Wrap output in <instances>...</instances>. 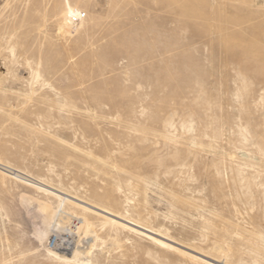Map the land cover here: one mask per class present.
Here are the masks:
<instances>
[{"label":"rangeland","instance_id":"1","mask_svg":"<svg viewBox=\"0 0 264 264\" xmlns=\"http://www.w3.org/2000/svg\"><path fill=\"white\" fill-rule=\"evenodd\" d=\"M0 264H264V0H0Z\"/></svg>","mask_w":264,"mask_h":264},{"label":"built area","instance_id":"2","mask_svg":"<svg viewBox=\"0 0 264 264\" xmlns=\"http://www.w3.org/2000/svg\"><path fill=\"white\" fill-rule=\"evenodd\" d=\"M85 17V13H73L71 14L70 16V21L72 23H78L82 18ZM65 237L63 238V236H59L58 234H53L52 235V238H51V241H50V244L51 245H54L53 247H56L57 249H61V248H64V249H69L71 248V245H72V242H73V235H71L70 233L69 234H66L64 235Z\"/></svg>","mask_w":264,"mask_h":264},{"label":"bare ground","instance_id":"3","mask_svg":"<svg viewBox=\"0 0 264 264\" xmlns=\"http://www.w3.org/2000/svg\"><path fill=\"white\" fill-rule=\"evenodd\" d=\"M187 2V1H186ZM185 7V6H184ZM187 8V7H186ZM185 11H187L186 9H185ZM51 238H52V236H50V241H51ZM50 245V247L52 248V249H54V248H56V247H53L54 245H51V244H49ZM57 249V248H56ZM60 249V248H59ZM61 249H63V248H61Z\"/></svg>","mask_w":264,"mask_h":264}]
</instances>
